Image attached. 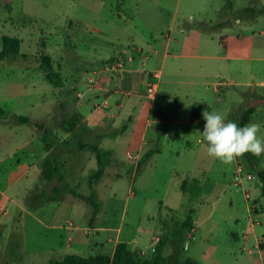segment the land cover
Returning a JSON list of instances; mask_svg holds the SVG:
<instances>
[{
	"label": "rangeland",
	"instance_id": "374dc122",
	"mask_svg": "<svg viewBox=\"0 0 264 264\" xmlns=\"http://www.w3.org/2000/svg\"><path fill=\"white\" fill-rule=\"evenodd\" d=\"M231 2L232 8L227 0H0V50L5 35L21 39L17 56L0 58V106L7 115L0 118V264L111 256L118 241L147 257L164 236L178 242L164 250L178 260L264 264L259 173L245 155L226 165L197 143L204 110L237 123L251 104L249 124H259L264 138V13L243 12L252 5L264 10V0ZM231 17L232 24L210 31ZM44 53L63 84L46 77ZM133 66L163 67L159 91V72L156 79L132 76L140 103L155 97L163 107L151 116L141 149L127 138L116 146L120 164L109 165L94 185L102 205L92 223L94 211L83 196L91 193L89 174L98 167L94 145L108 147L102 131L112 142L130 120L115 112L107 128L92 129L85 116L98 111L104 118L122 100L126 111L136 97L120 82ZM15 115L32 122H17ZM146 118L138 117L141 133ZM37 123L53 135L44 138ZM153 147L159 151L137 172ZM55 162L62 181L51 176ZM259 165L264 169V153ZM188 218L195 226L180 238L178 227Z\"/></svg>",
	"mask_w": 264,
	"mask_h": 264
},
{
	"label": "trees",
	"instance_id": "16d2710c",
	"mask_svg": "<svg viewBox=\"0 0 264 264\" xmlns=\"http://www.w3.org/2000/svg\"><path fill=\"white\" fill-rule=\"evenodd\" d=\"M227 8H232L231 0H227L226 4ZM244 14L251 13H260L264 10H258L254 5L247 6L243 8ZM245 16V15H243ZM241 18L236 17L234 19ZM232 17L227 21L218 22L213 26H210V31L214 30L220 31L227 25L232 24ZM203 31H207V27L204 26L201 28ZM4 46L3 49L0 50V58L6 56H17L20 53L21 48V39L17 36L5 35L3 37ZM42 67L45 71L46 77L56 85L63 84V78L59 72H57L52 64V58L50 54L44 53L42 54ZM256 110L255 104H251L249 107L245 109L241 118L237 121L239 126H244L250 123L252 119V115ZM7 117L6 111L3 107L0 106V118ZM14 120L22 123H31L32 119L27 115H15ZM40 131L43 132L44 138H49L53 134L46 129L44 123L36 124ZM94 150L97 156L98 167L91 171L89 174V183L91 187V193L89 195H84L83 197L87 201V203L93 209V216L91 218L92 223H94L96 215L100 212L102 199L99 197L97 190L94 188V185L97 180L101 179L107 173V169L109 165L117 161L116 153L114 149L110 148H102L99 145H94ZM159 151V148L153 147L147 150L138 160L136 171L140 172L150 161L152 156ZM245 157L249 165L256 169L259 173L262 181L263 195H264V169H262L259 165L260 156H254L251 153H245ZM118 162V161H117ZM120 164V162H118ZM128 173H134V168H130L127 170ZM59 175V179L62 181V173L60 171V166L58 164L54 165L51 176ZM197 178H195V181ZM186 183V179L183 181ZM59 187L57 186L54 191L59 192ZM75 194H77L74 191ZM194 223L190 220V218L184 220L180 226L178 227V236L182 238L189 230L194 228ZM173 242L178 245V242L175 238H168V236L160 237L157 240V245L152 248V253L149 256L145 257L141 254L139 250H134L130 248L129 243L126 241H120L116 244L113 255H106L103 253H98L95 255H91L88 257L77 255V254H68L64 256L62 259L51 260L49 264H200L197 259L188 258L186 260H178L175 254L166 255L164 253L165 246L168 242ZM261 249H264V242H260Z\"/></svg>",
	"mask_w": 264,
	"mask_h": 264
},
{
	"label": "crops",
	"instance_id": "0c3cea01",
	"mask_svg": "<svg viewBox=\"0 0 264 264\" xmlns=\"http://www.w3.org/2000/svg\"><path fill=\"white\" fill-rule=\"evenodd\" d=\"M169 53L166 52L165 56H167ZM177 55V54H176ZM129 60H131L132 62H134L136 60L135 56H129ZM149 61V58H148ZM159 72V81L158 83V91L159 88L161 87V82L163 81V74H164V69L163 67H156V66H150V67H145L143 68V70L139 69L136 66H133L130 69H127L125 72V77L121 78V84L123 85V91H127L129 94H132L131 97H136V100H129V107L126 109V111L124 110V108H126V100H122V102L120 101L119 106L121 107L120 110L118 109H108L105 110L102 113V117L104 118H97V114L100 112H92L91 115L89 117L85 116V119L88 120V122L90 123V127H92V129H100V128H107V125L110 123L111 118L107 117V116H111L112 113H119V114H126L127 115V119L130 120V123L127 127V129L124 131L123 134H120V137L118 136L117 139H114L112 142L111 139L112 135L110 134V132L107 130L102 131V135H105V139L103 140V144H109L107 145L108 147L105 148H110V149H114L115 153H116V146L119 144V142H121V140H123L124 138H127V140H129V142L131 143H135L138 144L139 149L142 148V146L145 145L146 142H148V133H149V128L151 127L150 125L153 123V120L150 119L151 116L153 115L154 112L157 111H161V108L163 107V104L161 102H159L157 100V98H155L153 95L151 94L154 98L149 97L151 99H149L147 101V103L144 105L143 102L140 103V98L139 95H137V93H135V90L137 89L136 83L134 82L133 79V75L138 73L139 75L143 76V77H149L151 79H156V73ZM140 88V87H138ZM150 96V95H149ZM173 99H175L176 101L179 100V96L178 95H173ZM146 111V112H145ZM138 112V114L136 113ZM146 114L147 118H146V123L148 125H146L145 123V127L148 128L146 130V128L143 130V132L141 133L140 130L137 128V123H138V117L139 115L144 116ZM100 115V114H98ZM121 116V115H120ZM160 117V116H159ZM121 118V117H120ZM126 118V117H125ZM124 119V118H122ZM120 119V120H122ZM157 120V119H156ZM158 120H163L162 118H159ZM157 120V121H158ZM113 131V130H112ZM141 135H143L141 137V139L139 138ZM110 137V138H109ZM99 146H103L102 143L98 144ZM104 147V146H103ZM158 148V147H157ZM127 153L131 154L130 150H127ZM160 238V237H158ZM158 240V239H157ZM120 242V241H118ZM117 242V243H118ZM116 243V244H117ZM114 252V250H113Z\"/></svg>",
	"mask_w": 264,
	"mask_h": 264
},
{
	"label": "clouds",
	"instance_id": "9594fccd",
	"mask_svg": "<svg viewBox=\"0 0 264 264\" xmlns=\"http://www.w3.org/2000/svg\"><path fill=\"white\" fill-rule=\"evenodd\" d=\"M205 120L201 139L208 156L218 159L223 164H231L245 153L260 156L264 153V138L258 136L260 125L253 123L239 126L236 122L226 121L216 111L204 110Z\"/></svg>",
	"mask_w": 264,
	"mask_h": 264
},
{
	"label": "built area",
	"instance_id": "2783aa9c",
	"mask_svg": "<svg viewBox=\"0 0 264 264\" xmlns=\"http://www.w3.org/2000/svg\"><path fill=\"white\" fill-rule=\"evenodd\" d=\"M122 63V62H121ZM151 90L153 89V88H150Z\"/></svg>",
	"mask_w": 264,
	"mask_h": 264
}]
</instances>
